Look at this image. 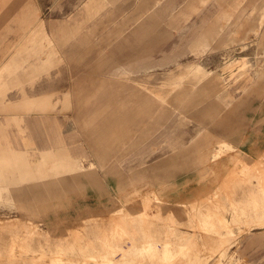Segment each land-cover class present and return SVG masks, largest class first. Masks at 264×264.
<instances>
[{
	"label": "rangeland",
	"instance_id": "rangeland-1",
	"mask_svg": "<svg viewBox=\"0 0 264 264\" xmlns=\"http://www.w3.org/2000/svg\"><path fill=\"white\" fill-rule=\"evenodd\" d=\"M21 48L57 55L0 103V158L86 154L66 174L105 189L0 182V264H264V0H0V74ZM20 87L59 123L7 116Z\"/></svg>",
	"mask_w": 264,
	"mask_h": 264
},
{
	"label": "crops",
	"instance_id": "crops-1",
	"mask_svg": "<svg viewBox=\"0 0 264 264\" xmlns=\"http://www.w3.org/2000/svg\"><path fill=\"white\" fill-rule=\"evenodd\" d=\"M44 55V56H42ZM57 55V51H25L21 48V50H18L16 54H14L11 58V62L8 64V70L5 71L7 74L2 73L0 74V87H1V97H0V103L2 106L6 105V102L8 101V98H10V94L8 92L10 86L13 84L16 86H19L22 84V76L26 74L27 69L34 68L38 66H43L46 63H48V60L51 59L52 56ZM46 62V63H43ZM12 68H15L13 70H10ZM51 79V78H50ZM57 83H54L52 80H49L48 85L46 86V92L42 94V98H47L50 93L56 92L58 89ZM16 94L19 95L20 101H22V105L24 107L21 112H17L15 107L12 109H9V114L7 116L11 117L15 120H20L22 122H28L30 119L38 120V122L44 124L50 122H54L55 124L59 123V119L54 114H46V113H38L35 112L33 108H31V104L33 103L32 95L34 94L33 88H31L30 92H28L24 87H20L19 90H17ZM46 110V109H45ZM83 110V104L77 105L74 109V113L76 117L79 119V116L81 115ZM71 116L64 117L65 119H69ZM24 129V128H23ZM202 131H199L198 134H202ZM206 133V132H205ZM206 133L205 135H207ZM255 134V131L253 133ZM250 134V135H251ZM227 135V134H226ZM250 138L252 136H243L242 141L243 145L250 144ZM216 143L219 145H222L223 143L228 144L229 146H232L235 149H242L237 144H233L232 142L227 140V137L224 136V138H218L216 139ZM246 143V144H245ZM207 147V143L204 142L201 151H200V163L203 165H208L210 160L213 159V156H209V152H206L204 149ZM11 149V148H10ZM60 149H65V147L61 146ZM246 149V147L244 148ZM46 152H49L50 158L42 159L41 164H45V166L42 167L40 165L38 168H31L29 166L27 167H16V166H8L11 162H14L11 158L2 157L0 158V164L7 166H0V182H6L8 184L13 183H19L25 180L27 177H38L47 179L49 178V184L57 186L61 185L63 183H70L75 182L78 180H83L85 185L89 184L93 187H99L100 189H105V185L103 181L101 180L97 168L95 166V163L93 161H89L90 170L89 173L84 174H66L71 171H80V169H83V163L88 161V156L86 154L80 155L78 157H73L70 153L59 151L54 152V150L45 149ZM10 152H13V149H11ZM98 160L100 162V165L105 168V165L110 163V159H106L103 157L105 154V151H96ZM215 161V159H214ZM15 162H20V158L17 157L15 159ZM109 162V163H108ZM107 171L110 170L109 168H105ZM110 172V171H109ZM139 191V188H134L133 192Z\"/></svg>",
	"mask_w": 264,
	"mask_h": 264
},
{
	"label": "bare ground",
	"instance_id": "bare-ground-1",
	"mask_svg": "<svg viewBox=\"0 0 264 264\" xmlns=\"http://www.w3.org/2000/svg\"><path fill=\"white\" fill-rule=\"evenodd\" d=\"M223 144H225V145H227L228 146V144H226V143H223ZM136 193H138V191H136ZM146 206V205H145ZM174 243H173V241L172 242H168L167 243V246H166V255H168V254H172V252H170V249H171V247L173 246L174 247ZM161 255V254H160Z\"/></svg>",
	"mask_w": 264,
	"mask_h": 264
}]
</instances>
